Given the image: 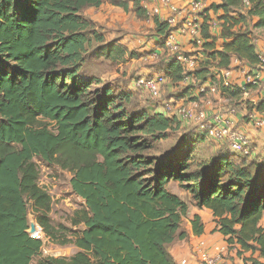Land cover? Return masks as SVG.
<instances>
[{"label": "trees", "instance_id": "obj_1", "mask_svg": "<svg viewBox=\"0 0 264 264\" xmlns=\"http://www.w3.org/2000/svg\"><path fill=\"white\" fill-rule=\"evenodd\" d=\"M220 1L210 9L222 14L226 42L216 50L204 26L212 42L196 81L212 76L215 61L222 68L233 58L252 68L261 63L252 20L264 30V0ZM129 2L0 0V264H178L169 247L188 236L181 228L190 206L168 189L171 182L188 191L195 207L212 212L229 252L250 254L246 264H264V161L222 152L197 165L190 155L176 166L172 158L161 160L150 153L155 143L182 123L153 108L132 113L130 95L109 86L94 90L95 80L83 76L92 43L85 12L105 3L128 11ZM136 11L146 15L139 5ZM155 26L166 34L158 21ZM169 70L172 82L184 78L178 63ZM37 159L69 171L72 193L84 201L73 219L83 228L60 242L77 249L69 258L41 256L43 242L28 234L30 208L49 241L63 234L51 220L53 197L40 185ZM192 229L204 234L201 216Z\"/></svg>", "mask_w": 264, "mask_h": 264}, {"label": "rangeland", "instance_id": "obj_2", "mask_svg": "<svg viewBox=\"0 0 264 264\" xmlns=\"http://www.w3.org/2000/svg\"><path fill=\"white\" fill-rule=\"evenodd\" d=\"M130 1L132 10L125 12L120 20L119 10L112 8L108 3L99 9H88L85 12L86 18L92 23V32L89 33L92 43L88 49L87 62L82 69V74L85 78L95 80L96 84L92 88L94 90L109 86L118 95H130L131 100L126 106L132 113L150 112L155 106L154 102L143 91L133 90L134 81L138 75L161 72L162 57L159 58V61L158 59H148L147 54L155 51L153 41L156 32L147 24V22L153 24V20L146 12L144 17L137 14L136 6L141 7L139 0ZM258 33L264 37V30ZM97 37L103 38V41L97 40ZM149 42H152L151 46L148 45ZM167 87L162 97L163 101H169ZM212 100L215 102L214 98ZM228 146V143L201 137L195 124L182 123L180 128L171 131V136L168 139L156 142L154 150L150 153L161 160L172 158L174 166L180 159L190 155L194 165H197L202 162H212L219 152L228 151ZM252 148L255 149L256 145L253 144ZM190 150L193 152H189ZM255 151L257 153L258 150L255 149ZM258 153L256 159L262 158V150ZM36 162L41 172L40 183L48 189L53 197L51 220L63 233L57 241L51 240L44 245L41 256L69 258L77 252V249L72 245H61L60 242L67 238L70 239L71 232H79L83 228V226H75L73 219L77 210L84 209V201L72 193L69 171L62 170L57 166H50L39 159ZM168 189L188 202L191 210L194 209L191 196L178 182H171ZM205 219L211 220V217L206 216ZM29 221L30 224L38 223L31 208ZM186 226L187 222L183 220L181 231L186 233ZM172 245H177L176 248H179L180 241H176ZM232 254L236 253L228 252L224 256L226 263L246 264L244 259L249 257L248 254L242 258L236 255L241 261L238 262L231 256ZM37 260L38 258L34 259V263Z\"/></svg>", "mask_w": 264, "mask_h": 264}, {"label": "built area", "instance_id": "obj_3", "mask_svg": "<svg viewBox=\"0 0 264 264\" xmlns=\"http://www.w3.org/2000/svg\"><path fill=\"white\" fill-rule=\"evenodd\" d=\"M139 1L143 10L152 18L154 25L158 21L159 25L165 27L167 31L165 35H158L155 26V51L147 54L148 59L152 60L158 59L159 61L162 57V71L156 74L138 75L134 81L133 90L148 94L154 102L153 109L156 113L166 117H175L181 123L195 124L201 137L228 143L235 155L251 157L255 151L252 148V141L246 135L233 131V123L227 115V113L235 114L236 110L232 109L226 113L221 108H215L212 97L218 94L221 88L239 91L245 97L249 96L252 87L260 88L264 92V52L258 51L254 43L261 63L253 68L235 58L238 67H244L242 85L231 81V66L222 68L218 66L217 61L209 68L212 74L209 79L204 82L196 81L195 73L210 55V50L208 51L205 46L212 42L211 39L204 37V26L209 25L210 32L218 30L217 34L222 31L219 18L210 16L213 10L210 9L209 0H188L185 5H178L175 0ZM214 14L217 15L215 12ZM179 37L189 39L191 45L189 50L179 42ZM174 63H178L183 69L184 78L179 85L185 89L193 88L192 91L196 94H194V100H162L170 80L169 68ZM248 118L255 128L264 129V112L260 117L258 113L253 112L248 115ZM46 190L48 191L47 188ZM34 226V232H31L29 227V235L31 238L41 240L44 247L49 240L38 223H34ZM199 247L197 255L201 264H228L224 256L229 252V248L225 243L207 246L202 242L199 243ZM180 264H187V261L182 260Z\"/></svg>", "mask_w": 264, "mask_h": 264}, {"label": "crops", "instance_id": "obj_4", "mask_svg": "<svg viewBox=\"0 0 264 264\" xmlns=\"http://www.w3.org/2000/svg\"><path fill=\"white\" fill-rule=\"evenodd\" d=\"M175 2L178 5H185L188 0H175ZM220 0H209V4L212 6L213 4H220ZM103 6V5H102ZM112 6V5H109ZM112 8L119 10V20L121 17H123V14L125 12H130L132 10V4H129V10L125 11L122 8L114 7ZM222 14L219 13L217 15L214 14V11H211L210 16L212 18H218ZM258 19L254 18L252 20V30L254 33V43L258 47V51L264 52V37L258 35V32H263V29H254V25L257 24ZM149 24V27L151 29L155 30L154 23L147 22ZM151 25V26H150ZM218 30L211 31L210 34L216 38V50L220 51L223 48L224 43L226 42L220 37V34H217ZM155 41V40H154ZM153 41V45L155 46V43ZM179 42L187 49L189 50L191 48V45L189 43V39L187 37H179ZM152 42H149L148 45L151 46ZM232 68V74H231V81L235 84L242 85L243 84V76H242V69L244 67H238V64L235 60V58L232 59L231 63ZM167 98L169 100H186V101H192L195 99L193 92V88L191 89H185L182 88L179 83H174L170 79L167 85ZM230 92V91H229ZM240 93L239 91H237ZM230 94V93H229ZM228 93L224 94L221 91L214 95L212 98L215 99V108H221L226 113L232 109L236 110L235 114L227 113L228 117L231 119L233 123V131L234 132H240L252 141L253 144L256 145V151L253 153V155L249 158L250 161H257L258 163H262L264 161L263 153H264V129H257L255 128L250 122L248 115H250L253 112L258 113V117L261 116L264 110L259 111L257 109L258 105L264 102V92L260 88L252 87L249 92V98L242 95V93L238 94V97H235L234 95H229ZM196 95V94H195ZM197 99V98H196ZM197 132V131H196ZM204 137V136H202ZM229 147V146H228ZM262 150V158L256 159V156L259 154L258 152ZM220 153V152H219ZM224 154H234L230 148H228V151H222ZM180 197V195H178ZM194 209L189 211L188 215L183 218L187 222L186 226V234L188 235L183 240H177L180 241V247L176 248L177 245H170L169 251L172 254V256L175 258L176 262L178 264L181 263L182 260H186L187 264H201L198 261V255L197 252L200 249L199 243H205L207 246H213L215 244H222L225 242L223 236L217 231L216 229V222L214 220L213 214L210 210L204 209L200 210L197 207H193ZM195 215H199L202 217L203 223L205 225V232L201 236H196L193 233L192 229V219ZM210 216L211 220H206L205 217ZM261 226L264 228V218L261 222ZM176 248V249H175ZM250 255V254H248ZM235 258V261L241 262L239 258L235 255H231ZM230 263V262H229ZM228 263V264H229Z\"/></svg>", "mask_w": 264, "mask_h": 264}, {"label": "water", "instance_id": "obj_5", "mask_svg": "<svg viewBox=\"0 0 264 264\" xmlns=\"http://www.w3.org/2000/svg\"><path fill=\"white\" fill-rule=\"evenodd\" d=\"M34 230H35V226H34V222H32V223L30 224V231H31V232H34ZM28 234H29V231H28Z\"/></svg>", "mask_w": 264, "mask_h": 264}]
</instances>
